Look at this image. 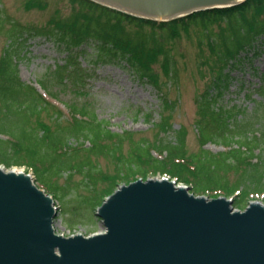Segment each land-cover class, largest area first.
<instances>
[{"label": "trees", "instance_id": "1", "mask_svg": "<svg viewBox=\"0 0 264 264\" xmlns=\"http://www.w3.org/2000/svg\"><path fill=\"white\" fill-rule=\"evenodd\" d=\"M68 1L77 7L76 15L67 22H58L48 33L29 32V38H21V42L26 43L33 37H44L53 42L66 54L58 70L63 71L66 82L72 80L77 88L85 86L87 79L94 76L92 72L96 67L109 65L122 68L156 90L152 64L158 56L163 57L167 66L166 77L174 76V62L165 44L178 39L191 27L200 28L203 34L197 40L199 47L201 49L205 42L216 58L212 69H217V73L204 93L195 99L200 116L197 131L201 147L215 143L223 145L228 152L214 155L201 149L200 154L188 156L185 131L179 130L174 134L176 145L138 144L129 159L118 160L120 164L115 175L103 173L99 166H93L89 161L74 164V156L80 151L95 157L109 153L114 158L120 151L121 137L112 134L107 123L99 121L93 112L75 107L69 108L72 120H66L64 127L60 123L54 129L41 123L32 127V119L40 116L47 103L34 89L28 90L18 76V63L13 65V56L6 54L5 59L0 60V165L6 168L28 166L37 186L53 197L62 215H68L66 225L70 229L92 223L96 209L121 184L129 185L138 179L145 181L149 175L168 176L189 186L197 196L221 193L225 198H233L234 207L240 210L249 206L250 198L264 196V141L261 136L247 137L251 125L241 127L236 106L223 108L220 104L230 89L232 72L243 62L242 56L253 49L257 54V44L264 45V0H247L232 8L197 12L167 23L127 16L87 0ZM222 24L221 31L214 33L213 27ZM80 59L88 66L83 67ZM158 98L163 111L171 105L160 93ZM22 113H25L24 117L20 116ZM56 118L60 120L61 114L56 113ZM161 120L160 131L169 129V133L172 132L168 118ZM12 124L19 126L17 131ZM72 139L77 143L87 142L90 147L79 145V149H72L68 146ZM235 139H238V146L233 150L231 146ZM105 140H116L118 144L111 149L103 144ZM259 149L260 158L255 156ZM152 151L165 157L155 158ZM232 170L240 173L234 184L227 177ZM64 174L67 180L75 174L80 175L90 196L77 199L69 206L67 188L57 183ZM99 185L104 188L99 190Z\"/></svg>", "mask_w": 264, "mask_h": 264}, {"label": "rangeland", "instance_id": "2", "mask_svg": "<svg viewBox=\"0 0 264 264\" xmlns=\"http://www.w3.org/2000/svg\"><path fill=\"white\" fill-rule=\"evenodd\" d=\"M76 14L77 7L72 6L68 0H0V60L5 59L6 54L12 55V64L18 63L20 80L28 87V90L34 89L36 95L47 103L46 109L40 113V116L32 119V127H36L38 123L52 129L59 123L64 127L67 121L72 120L70 107L93 112L99 121L107 123L106 127L112 134L121 137L120 151L114 158L109 153L95 157L80 151L77 155H73L76 157L73 163L89 161L93 166H99L107 175H115L120 164L118 160L129 159L132 156V150L140 143L144 142L151 146H162L168 143L176 145L174 134L179 130L185 131V150L188 156L200 154L201 149L214 155L228 152L223 145L215 143H208L201 147L200 135L197 131L196 125L200 116L195 99L204 93L217 73V69L216 71L212 69L216 58L211 55L205 42L202 43L201 53L197 41L203 34L200 28L191 27L178 39L165 44L174 62L173 77H166L167 66L162 56H158L152 64L157 82V88H155L171 104L163 111L157 91L122 68L109 65L98 66L95 72H92L94 76L87 79L85 86L77 88L72 80L66 82L63 71L58 70L59 66L63 65L66 54L59 51L53 42L47 41L44 37H33L26 43L21 42V38H27L29 32L48 33L58 22H67ZM223 27V24L215 25L214 33H219ZM256 52L257 54L254 49L248 50L242 56L243 62L232 72L233 81L220 104L223 108L236 106L239 113L237 120L241 127L246 124L251 125L247 137L261 136V140L264 141V45L261 42L257 44ZM79 61L82 62L83 67L88 66L83 59ZM221 105L217 106L221 107ZM56 113L61 114L60 120L56 118ZM20 116L24 117L25 113ZM162 117L168 118L172 132L169 133V129L166 132L160 131ZM11 127H17L15 128L17 131L19 126L12 124ZM10 130L14 131L13 128ZM236 141L238 139H235L231 146L233 150L238 146ZM103 144L113 149L118 142L105 140ZM79 145H83L84 148L90 147L87 142L77 143L73 139L68 143L72 149H79ZM262 149L264 155V146ZM260 150L255 152V156H260ZM158 153L156 155L155 151H152L151 154L155 158L165 157ZM262 157L264 159V156ZM253 163H256V160ZM0 167L5 168L3 165ZM7 170L24 171L33 175L28 166H12ZM239 175L240 173L232 170L227 177L234 184ZM161 177L149 175L148 180H163ZM57 183L60 187L67 188L66 200L69 206H72L70 203L77 199L90 196L82 185V177L78 174L73 175L70 180H67V175L64 174ZM129 185L121 184L120 186ZM103 188L104 185H99V190ZM204 196L207 199L225 198L221 193H209ZM248 203L264 204V197L255 196L250 198ZM96 211L95 220L92 223L76 225L77 228L72 233L78 232L90 236L104 232L105 228L101 220L96 217ZM67 219L68 215L64 216L58 212L55 220L56 228L69 230L70 228L66 225Z\"/></svg>", "mask_w": 264, "mask_h": 264}, {"label": "water", "instance_id": "3", "mask_svg": "<svg viewBox=\"0 0 264 264\" xmlns=\"http://www.w3.org/2000/svg\"><path fill=\"white\" fill-rule=\"evenodd\" d=\"M171 22L247 0H87ZM53 199L26 174L0 169V264H264V205L194 196L168 180L120 187L96 211L104 234L64 238Z\"/></svg>", "mask_w": 264, "mask_h": 264}, {"label": "built area", "instance_id": "4", "mask_svg": "<svg viewBox=\"0 0 264 264\" xmlns=\"http://www.w3.org/2000/svg\"><path fill=\"white\" fill-rule=\"evenodd\" d=\"M54 228L56 229V224H54ZM57 231V230H56ZM61 236H70V232H65V231H61V233H59Z\"/></svg>", "mask_w": 264, "mask_h": 264}, {"label": "bare ground", "instance_id": "5", "mask_svg": "<svg viewBox=\"0 0 264 264\" xmlns=\"http://www.w3.org/2000/svg\"><path fill=\"white\" fill-rule=\"evenodd\" d=\"M12 172H15V173H17V174H18V172H20V171H16V170H14V171H12Z\"/></svg>", "mask_w": 264, "mask_h": 264}]
</instances>
